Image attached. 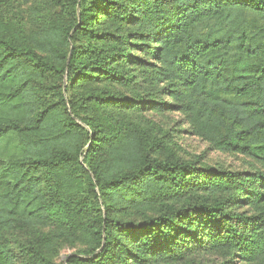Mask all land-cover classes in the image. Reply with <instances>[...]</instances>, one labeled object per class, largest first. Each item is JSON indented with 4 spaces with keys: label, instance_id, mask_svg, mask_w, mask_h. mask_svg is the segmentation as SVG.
<instances>
[{
    "label": "trees",
    "instance_id": "1",
    "mask_svg": "<svg viewBox=\"0 0 264 264\" xmlns=\"http://www.w3.org/2000/svg\"><path fill=\"white\" fill-rule=\"evenodd\" d=\"M246 10L264 18V0H0V264H264ZM168 111L249 167L177 156L145 117Z\"/></svg>",
    "mask_w": 264,
    "mask_h": 264
},
{
    "label": "rangeland",
    "instance_id": "2",
    "mask_svg": "<svg viewBox=\"0 0 264 264\" xmlns=\"http://www.w3.org/2000/svg\"><path fill=\"white\" fill-rule=\"evenodd\" d=\"M21 0H17L19 2ZM28 6H23V9ZM24 9V10H25ZM239 17V21L249 36L253 40L264 43V18L256 12L246 10ZM237 18V17H235ZM214 20L205 21L194 28L196 37H200L211 31L214 27ZM229 22L227 27L230 26ZM220 32H213L214 36H218ZM147 120H151L157 127L162 129L164 134V142L171 146L173 151L180 158L191 160L198 158L202 163L211 166L229 168V169H246L249 167L250 158L243 155L222 152L212 146L210 141L195 133L190 127L188 117L179 111H168L163 114L153 112L145 113ZM75 248H64L60 254V261H64L69 254H72ZM226 257L220 253L200 252L190 258L188 262H178L175 264H219Z\"/></svg>",
    "mask_w": 264,
    "mask_h": 264
},
{
    "label": "water",
    "instance_id": "3",
    "mask_svg": "<svg viewBox=\"0 0 264 264\" xmlns=\"http://www.w3.org/2000/svg\"><path fill=\"white\" fill-rule=\"evenodd\" d=\"M70 55H71V53H70Z\"/></svg>",
    "mask_w": 264,
    "mask_h": 264
}]
</instances>
